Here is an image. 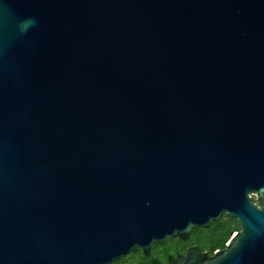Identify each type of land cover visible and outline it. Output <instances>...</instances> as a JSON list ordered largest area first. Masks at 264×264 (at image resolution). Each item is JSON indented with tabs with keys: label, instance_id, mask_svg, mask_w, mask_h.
Returning a JSON list of instances; mask_svg holds the SVG:
<instances>
[{
	"label": "water",
	"instance_id": "95a60500",
	"mask_svg": "<svg viewBox=\"0 0 264 264\" xmlns=\"http://www.w3.org/2000/svg\"><path fill=\"white\" fill-rule=\"evenodd\" d=\"M224 212L223 248L169 264H264V0H0V264H110Z\"/></svg>",
	"mask_w": 264,
	"mask_h": 264
},
{
	"label": "rangeland",
	"instance_id": "374dc122",
	"mask_svg": "<svg viewBox=\"0 0 264 264\" xmlns=\"http://www.w3.org/2000/svg\"><path fill=\"white\" fill-rule=\"evenodd\" d=\"M254 198L255 197H253V199ZM226 225H229V228L231 230L239 229V223L236 220V218L229 214L224 213L220 217V219L211 221L210 225L207 228H203V227L195 228L191 236V241H193V239L195 238L201 237V243L203 249L206 250L209 254H211V251L209 249V245L212 244L210 240L211 237H214L219 232H225L227 235L228 233L225 230ZM170 242L171 240H168L163 243L157 244L155 247L153 245L151 249V255H152L151 257H154L155 254L158 257L163 258L164 256L162 254V251L166 249V247ZM227 242L228 241H225L224 245H226ZM148 260L149 257L143 256L141 249L133 248L126 256H122L114 260L110 264H149Z\"/></svg>",
	"mask_w": 264,
	"mask_h": 264
},
{
	"label": "flooded vegetation",
	"instance_id": "af4514ba",
	"mask_svg": "<svg viewBox=\"0 0 264 264\" xmlns=\"http://www.w3.org/2000/svg\"><path fill=\"white\" fill-rule=\"evenodd\" d=\"M252 197V199H253V197H255L254 199H253V201L254 202H256V203H258L259 204V200H258V198L255 196V195H252L251 196ZM225 213V212H224ZM224 213H222V215L224 214ZM227 214V213H226ZM221 215V216H222ZM220 216V217H221ZM220 217L218 218V219H220ZM218 219H216V220H218ZM211 221H215V220H210V223H211ZM210 223H209V225H210ZM208 225V226H209ZM207 226V227H208ZM200 227H203V226H195V227H193L192 228V230L190 231V233H188L187 235H185V236H175V237H172V238H167L166 240H164V241H155L154 243H153V245H154V247L157 245V244H159V243H163V242H165V241H168V240H171V242L168 244V246L166 247V249H164L163 251H162V254H163V258H160V257H158L157 255H155L154 254V257H151L152 255H151V249H152V247H151V249L148 251V252H143L142 250V253H143V256H146V257H149V260H148V263L149 264H152V262L154 263V264H169L170 262H172L176 257H178L179 255H183V254H185L186 252H188V251H191V250H195V249H198V250H200V251H206V250H204L203 249V247H202V243H201V237H198V238H195V239H193V241H191V236H192V233H193V230L195 229V228H200ZM207 227H203V228H207ZM226 229V231H227V235H226V233L225 232H219V233H217L214 237H215V239H219V240H223V245L222 246H215V244H213L212 242V244H210L209 245V249H210V246H214L216 249H221V248H223L225 245H224V242L225 241H229L231 238H232V236H233V234H234V232L235 231H237L238 229H233V230H231L230 228H229V225H226V227H225ZM205 239V238H204ZM173 240V241H172ZM152 245V246H153ZM135 248H138V247H135ZM140 249V248H139ZM211 251V250H210ZM207 252V251H206ZM208 253V252H207ZM213 252L211 251V254H212ZM209 254V253H208ZM211 254H209V255H211Z\"/></svg>",
	"mask_w": 264,
	"mask_h": 264
},
{
	"label": "trees",
	"instance_id": "16d2710c",
	"mask_svg": "<svg viewBox=\"0 0 264 264\" xmlns=\"http://www.w3.org/2000/svg\"><path fill=\"white\" fill-rule=\"evenodd\" d=\"M211 242L213 243V244H215L216 246H222L223 245V240L221 241V240H219L218 238L217 239H215V237H211ZM152 264H154L153 262H152Z\"/></svg>",
	"mask_w": 264,
	"mask_h": 264
}]
</instances>
